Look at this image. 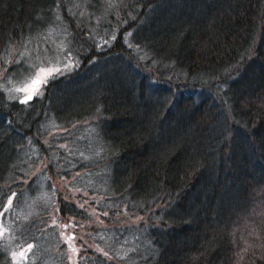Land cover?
Here are the masks:
<instances>
[{
    "label": "trees",
    "instance_id": "16d2710c",
    "mask_svg": "<svg viewBox=\"0 0 264 264\" xmlns=\"http://www.w3.org/2000/svg\"><path fill=\"white\" fill-rule=\"evenodd\" d=\"M262 193L264 0H0V264H264Z\"/></svg>",
    "mask_w": 264,
    "mask_h": 264
},
{
    "label": "rangeland",
    "instance_id": "374dc122",
    "mask_svg": "<svg viewBox=\"0 0 264 264\" xmlns=\"http://www.w3.org/2000/svg\"><path fill=\"white\" fill-rule=\"evenodd\" d=\"M61 63H63V62H60V63L55 64L53 66L51 64H45L44 66H42L40 64V66L36 68V71H35L34 74L32 73L31 75H26L25 78H24V81H23V85L19 88V91H18L19 95L22 96V99H26V96L28 95V93H26L24 91H21V89L26 88L32 82V80L35 79V77L37 76V74L40 73L41 69H56V68H58V69H61L62 68L63 70H65V69H71L70 67H68V66L65 67L64 65L61 67L60 66ZM53 74H55V73H53ZM48 78H50V76ZM48 78H47V82L49 81ZM43 85H45V84H42L41 85L40 90L43 87ZM35 95H33V97ZM262 194L264 195V193H262ZM261 198L262 197H259L258 200H260ZM253 213H255V211ZM253 213L250 216L251 218L254 217L253 216ZM260 214H261V211H258V213L256 214V216L254 217V220H256V217L258 215H260ZM142 220H143V217L128 218L126 221H121L120 220L119 223L120 224L138 223V222H141ZM3 230H4V227H3L2 223L0 222V232L3 233ZM62 231H63V235H64L63 236L64 241L67 242L70 245V248H71L70 252L72 254V259L74 260L73 263L76 264L75 263L76 262L75 260H76L78 254H79L78 253V250L80 251V249H82V247H81V244L78 241V238L76 237V231L74 229V226L71 224V222L66 221L62 225ZM233 235H235V234H232V236ZM251 238H252V234L251 233H246V235H243V233H242L241 236L239 235V239L241 241H243L244 243H245V241L247 243V241H249ZM76 243H77V246L78 247L76 246ZM249 245L250 244L248 243L247 246H249ZM243 264H253V261L252 262L247 261V262H244Z\"/></svg>",
    "mask_w": 264,
    "mask_h": 264
},
{
    "label": "snow or ice",
    "instance_id": "6c2138e0",
    "mask_svg": "<svg viewBox=\"0 0 264 264\" xmlns=\"http://www.w3.org/2000/svg\"><path fill=\"white\" fill-rule=\"evenodd\" d=\"M59 71H60V69H58V68H56V69H41L40 73L37 74L35 79H33L32 82L26 88L21 89V91L28 93V95L26 96L25 102H27L28 100H31L33 98V95L39 93L41 85L47 83V78L49 76H52L53 73L59 72ZM0 235H3V233L0 232ZM30 249H31V246H29L28 250H30ZM19 257L27 259L24 252H20Z\"/></svg>",
    "mask_w": 264,
    "mask_h": 264
}]
</instances>
